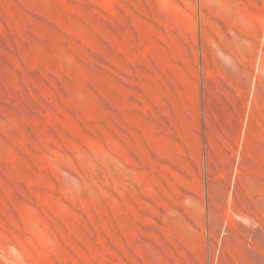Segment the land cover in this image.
<instances>
[{
	"label": "rangeland",
	"instance_id": "1",
	"mask_svg": "<svg viewBox=\"0 0 264 264\" xmlns=\"http://www.w3.org/2000/svg\"><path fill=\"white\" fill-rule=\"evenodd\" d=\"M0 264H264V0H0Z\"/></svg>",
	"mask_w": 264,
	"mask_h": 264
}]
</instances>
